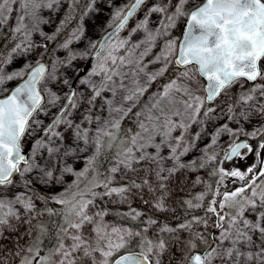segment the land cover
<instances>
[{
	"label": "snow or ice",
	"instance_id": "snow-or-ice-1",
	"mask_svg": "<svg viewBox=\"0 0 264 264\" xmlns=\"http://www.w3.org/2000/svg\"><path fill=\"white\" fill-rule=\"evenodd\" d=\"M0 41V264H264V0H0Z\"/></svg>",
	"mask_w": 264,
	"mask_h": 264
},
{
	"label": "rangeland",
	"instance_id": "rangeland-1",
	"mask_svg": "<svg viewBox=\"0 0 264 264\" xmlns=\"http://www.w3.org/2000/svg\"><path fill=\"white\" fill-rule=\"evenodd\" d=\"M201 1H202V0H200V2H201ZM126 2H127V0H115V4H116V5H121V4L126 3ZM151 2H152V0H149V4H151ZM101 7H103V6L101 5ZM187 7H188V8H191L192 5L189 4ZM110 12H111V9H109V8H104V9H103V12H102L99 16H97L94 20H85V26H86V29H87V31H86V35L89 36V37H92L93 39H98V38H99V35H100V33H99V31H98V26H103V25L105 24V22H107V21L109 20ZM62 15H63V9L61 10V13L58 14V15L56 16V21H57V23H59V21H60ZM142 16H143V12H140V13L137 14V16L135 17V19H140V18H142ZM152 19L155 20V19H157V17H156V16H153ZM181 19H182V18H181ZM181 19H179V20L177 21V27L173 30V33H172L174 39H175L178 43H179V40H180V35H179V24H180ZM183 19H184V18H183ZM185 19H186V18H185ZM134 22H135V20L131 21V22L129 23V27L133 26ZM73 23H75V21H74ZM55 26H56L55 24L52 25L51 27H47V26H45V27H44V30H45L46 32L51 33V32L53 31V29L55 28ZM69 27H71V25H70ZM124 34H125V33H122V35H124ZM133 39H137V37H133ZM75 46H76V47H79V48H82V47H83V44L81 43V44H77V45H75ZM159 50H160V48H159V46H157V48L153 50V55L156 54L157 52H159ZM148 59H151V56H149ZM22 63H23L22 60H17L15 63H13V64H12L9 68H7L6 70H7V71H11L12 69L19 68V67L21 66ZM82 65H83V64H80L79 66L82 67ZM154 67H158V65H156V66H154ZM172 76H173V72H172V69L170 68L169 71L165 74V77H163V78L160 79L159 83H161V84H162V83H165L166 80H167L168 78H171ZM16 82H17V81L10 82V83L7 85V87L10 88V87L13 86ZM153 87H155V85H153ZM243 87H244V88H248V87H250V84H247V83H246V84L243 85ZM231 91H232L233 94L237 93V92L239 91V85L234 86V87L231 89ZM220 123H223V121H220ZM231 127L235 128L236 125L232 124ZM244 128H245L246 130H250V129H251V125H249V124H245V125H244ZM208 130H209V131H212V128L209 127ZM192 131L195 132L196 129L193 128ZM241 137H243V136H241ZM241 137H240V138H241ZM227 139H228L227 136H224V137L221 138V141H220V145H221V147L217 149L218 152H222V149L225 147V145H224V141H226ZM26 141H27V138H25L24 143H26ZM206 143H208V140H207V139H205V140L199 142V146H200V147H203ZM192 155H196V153H193ZM190 158H191V157H188V159H190ZM220 158H221V157L218 156V159H220ZM252 160H253V158H252L251 156H248V157L245 158V159H234V160H232V161L224 162V163L221 165V167H223L226 171H228V170H240V171H244V170L248 167V165H250V164L252 163ZM80 166H81V165L78 164V165H77V168H79ZM211 175H212V174H211V169H210V167H209V168L201 169L199 172H192V173H190L188 179H189V181H191V180L196 179L197 176H199L200 178L204 179L208 184H212V181H211V179H210V176H211ZM67 179L70 181V180L72 179V177H68ZM234 179H235V178H229V177H225V179H224V184L227 185V189H228L229 191H232V190H234L235 188H237V187L240 186L239 183H233V182H232V180H234ZM12 191H19V188L13 189ZM51 191H53V192H58V191H60V189H59V188H54V189H51ZM193 191H195V192H199V191H201V188H200V187H197V188H195ZM9 195H11V192L9 193ZM184 195H185L184 192H179V191L174 192V194H173V200H175V201H179V199H180L181 197H183ZM173 206H175V205H173ZM133 207L138 208V209H143V210L147 211V206L142 205L141 202H140L139 200H135V201L133 202ZM198 214H199V213H198ZM106 219H108V220L111 221V220H114L115 217L109 216V217H107ZM3 243H4V245L6 246V248H8V249H11V248L13 247V242H12V239H11V238L8 239V240L3 241ZM21 243H24V240H21ZM17 264H18V262H17Z\"/></svg>",
	"mask_w": 264,
	"mask_h": 264
},
{
	"label": "water",
	"instance_id": "water-1",
	"mask_svg": "<svg viewBox=\"0 0 264 264\" xmlns=\"http://www.w3.org/2000/svg\"><path fill=\"white\" fill-rule=\"evenodd\" d=\"M205 2H206V0H202V1L200 2V6H202V4L205 3ZM193 10H196V9H193ZM130 22H131V21H130ZM186 28H187V25H186V19H185V23H184L183 31H182V33H181V37H180L179 43H183L184 33L186 32ZM195 32H196V34H199V33L201 32V29L196 28V29H195ZM90 66H91V62H88V63L82 65V67L85 69V71H87L88 68H89ZM81 75H83V73H81ZM205 83L207 84V81H205ZM16 84H17V82H16L12 87L16 86ZM12 87H11V88H12ZM243 138H244V137H241L240 139H243ZM24 144H25V151H26V150H27V147L30 146L31 141L28 140V141H27L26 143H24Z\"/></svg>",
	"mask_w": 264,
	"mask_h": 264
},
{
	"label": "trees",
	"instance_id": "trees-1",
	"mask_svg": "<svg viewBox=\"0 0 264 264\" xmlns=\"http://www.w3.org/2000/svg\"><path fill=\"white\" fill-rule=\"evenodd\" d=\"M81 3L83 4L84 0H81ZM184 23H185V18L184 19L182 18L181 21H180V24H179V35H181V33H182V30H183V27H184ZM3 43H4L3 41H0V46H3ZM210 179L212 181V185H215L216 178L211 175ZM175 222L176 221H172V223H175ZM47 244H48V242L45 241V245H47ZM132 248H133V250H135V245H133Z\"/></svg>",
	"mask_w": 264,
	"mask_h": 264
},
{
	"label": "flooded vegetation",
	"instance_id": "flooded-vegetation-1",
	"mask_svg": "<svg viewBox=\"0 0 264 264\" xmlns=\"http://www.w3.org/2000/svg\"><path fill=\"white\" fill-rule=\"evenodd\" d=\"M182 31H183V30H182ZM180 37H181V35H180ZM27 141H28V140H27ZM27 141H26V142H27Z\"/></svg>",
	"mask_w": 264,
	"mask_h": 264
}]
</instances>
